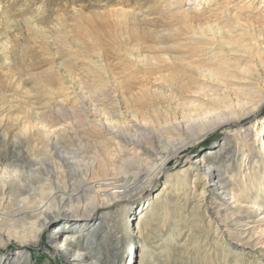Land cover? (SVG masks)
Listing matches in <instances>:
<instances>
[{
    "label": "rangeland",
    "instance_id": "1",
    "mask_svg": "<svg viewBox=\"0 0 264 264\" xmlns=\"http://www.w3.org/2000/svg\"><path fill=\"white\" fill-rule=\"evenodd\" d=\"M185 1L0 0V157L18 160L21 185L34 183L37 171L45 172L44 154L52 143L41 134L45 122L66 118L70 124L74 123L70 130L72 139L81 140L85 147L100 146V139L90 134L102 123L99 121L105 115L102 105L109 115L117 109L141 128L132 136L119 137L122 142L134 141L140 150H151L152 145L173 150L175 130L165 131L156 122L162 120L164 93L169 95L171 107L177 106L176 114L184 109L178 99V86L171 81L177 75L174 68L179 67L181 59L191 56L186 64L183 60V65L188 66L191 60L204 58V46L195 43L196 38L200 39V29L203 31L215 17L219 21L218 16L223 12L227 24L234 26L246 17L256 27L251 28L261 30L257 31L264 35L260 27L264 25L261 17L264 14L255 6L246 9L245 1ZM258 68L256 74L264 76V68ZM260 109L264 117V103ZM89 121L95 125L87 124ZM262 123L264 118L244 119L238 130L252 141L254 133L263 134ZM189 132H186L188 136ZM233 135L225 127L215 130L182 153L178 160L169 161L154 193L146 188L140 192L135 189L127 198L131 206L147 199L154 205V211L148 208V224L144 226L149 232L142 237L135 235L136 207L127 209V214H118L117 233L111 232L116 239L106 237L105 243L93 247L94 254L101 257V264H138L140 245L135 240L142 241L149 249L140 260L142 264H264V193L258 192L261 181L264 184L263 153L245 149L240 139H231ZM116 138L107 146L109 150L114 149ZM251 141L248 143L255 150L263 146L264 151L260 141ZM243 154L248 158L242 159ZM201 156L223 159V164L212 169L221 175L218 178L221 183H211L205 188L207 202L203 206L195 202L199 185L205 182L203 175L192 183L191 176L195 173L190 169L189 177L185 181L180 179L187 171V163ZM256 159L257 165L253 162ZM102 180L100 187L104 185ZM242 187L250 189V194L239 205L233 204L230 196H239ZM21 192L22 197H27L31 191L21 189ZM224 193L228 195L225 197ZM258 194L261 201L257 205L245 203ZM52 218L56 221L60 216ZM94 218L103 220L101 215ZM216 225L220 231H215ZM49 226L48 223L44 228L38 244L24 247L25 264H71L63 259L59 248L48 242L49 231L55 230ZM102 231L108 236L102 226L96 230V237L103 236ZM219 232L226 242L216 238ZM18 247L11 241L0 248V256L4 259L7 255V264H15L9 256ZM130 247H134L132 262L127 255ZM105 253L110 262L102 259Z\"/></svg>",
    "mask_w": 264,
    "mask_h": 264
},
{
    "label": "bare ground",
    "instance_id": "2",
    "mask_svg": "<svg viewBox=\"0 0 264 264\" xmlns=\"http://www.w3.org/2000/svg\"><path fill=\"white\" fill-rule=\"evenodd\" d=\"M190 1L186 0L185 3ZM244 1L246 9L256 7V10L264 14V0H240V2ZM223 11L225 12V10ZM221 13V17L218 16L219 21L215 17V21L212 20L214 24H211L212 21L209 23L210 25L206 24V29L202 26L203 31L200 29L198 33L200 39L196 38L195 43L204 46L202 51L204 58L201 61L191 60L187 66L183 65V60L186 64L189 56H184L185 58L179 62V67L174 68V74L177 75L171 76V78L173 77L172 81L169 79V82L178 86V96L181 98L178 99L181 100L180 105L184 109L176 114L177 106L171 107L169 95L164 93L166 103L160 109L162 120H158L156 123L165 131L173 132L175 130L172 151H165L156 145H152L151 150H140L134 141L122 142L119 137L132 136L133 132H138L141 128L126 119L125 115L115 108V113L109 115L106 106L102 105L101 110L105 112V115L99 120L102 123L96 126V130H91L90 134L100 139V146L85 147L81 140L72 139L70 130L74 123L70 124L66 118L51 119L41 126V134L44 135L46 141L52 143L47 146L44 154L46 157L45 172L43 174L42 171H37L33 177L34 183L21 185L23 180H21V173H19L16 164L18 160H10L5 156L0 157V248L5 247L11 241H15L19 246L18 251L13 256H9V259L13 257L15 264H25L27 252L24 247L38 244L44 233V228L49 223V227L55 230L49 231L48 242L53 248L60 249L63 259L71 264H101V257L94 254L93 247L105 243L106 237L111 239L112 236L113 239H116L115 233L118 229L116 217L118 214H124L127 209L134 210L136 207V210L133 211L136 220L135 235L142 237L144 233L149 232L144 226L148 224V208L154 211V205L147 199L140 205H137L139 204L137 202L133 207L127 199L128 196L135 189H138L136 192H140L142 188L154 193L172 158L178 160L182 153L222 127L231 130L234 134L231 139H240L245 149L247 147L249 151L253 149L254 152H262L264 160L263 146L260 150H255L253 145L248 143L251 141L248 136L240 134L238 130L244 119L260 120V118H264L260 115V107L264 103V86H259L262 82L264 83V76L256 74V68H264V39H260L264 35L261 36V33H258L261 30L257 29V31L256 27L246 20V17L242 22L237 16V20L240 22L232 26L225 21L227 15ZM261 17L264 18V16ZM253 18L251 19L253 20ZM233 21L231 22L233 23ZM260 27L264 31V25ZM190 52H193L195 56L196 52L193 50ZM171 70L173 71V69ZM86 123L95 125L90 121ZM260 130L263 134L258 136L254 133L251 143L260 141V145H264L263 123L260 124ZM187 131H190V136L186 134ZM184 134L188 137L185 138ZM115 138L117 139L116 145L113 150H109L107 146L110 142H114ZM62 142L68 144H61ZM243 158L247 159L248 157L243 154ZM256 161L257 159L253 162L256 164ZM221 164H223V159L219 156L213 158L201 156L198 160L187 163V171H183L184 173L180 176L181 180L185 181L189 177L187 174L190 169L195 173L191 176L192 183L200 180V175H203L205 180L202 182L203 184H200L201 186L199 185L198 200L195 201L197 204L200 203L203 206L207 202L205 188L209 184L221 183L218 180L221 175L218 176V172H212V169L215 170ZM145 170L148 172L143 175ZM98 178L103 181L102 187H100L101 180H97ZM96 182L98 183L96 184ZM136 185L138 188H135ZM260 186L258 192L263 194L264 184L262 181ZM21 189L25 191L28 189L31 192L27 197H22ZM228 190L230 189L228 188ZM238 193L237 197L230 196V200L234 199L233 204L242 203L243 199L250 194V189L242 187ZM260 194L254 198H248L245 203H249L251 206L257 205L261 201ZM157 195L159 194L157 193ZM227 195L228 193H224L223 196ZM74 196L78 197L74 198ZM240 197L242 199H239ZM160 206L163 205L160 204ZM53 215H59L60 219L53 221ZM96 215H101L103 220H96L94 218ZM102 226L105 227L108 236L105 231H102L103 236L96 237V230L98 232ZM214 229L220 231L217 225ZM111 232L115 233L111 234ZM216 238L222 243L226 242V238L221 232ZM135 243L140 245L138 264H142L140 260L143 254L148 253L149 249L142 241L135 240ZM133 250L134 247H130L127 253L130 262L133 259ZM6 257L7 255L3 259V256H0V264H7ZM102 259L109 260L106 253ZM122 264L124 263L122 262Z\"/></svg>",
    "mask_w": 264,
    "mask_h": 264
}]
</instances>
